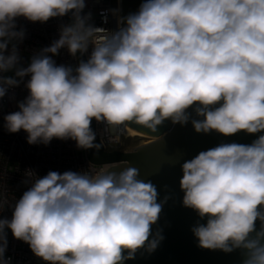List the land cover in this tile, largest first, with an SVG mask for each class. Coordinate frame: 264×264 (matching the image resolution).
<instances>
[{
    "label": "clouds",
    "instance_id": "clouds-1",
    "mask_svg": "<svg viewBox=\"0 0 264 264\" xmlns=\"http://www.w3.org/2000/svg\"><path fill=\"white\" fill-rule=\"evenodd\" d=\"M85 6V0H0V73L19 61L15 44L5 55L10 42L24 37L18 17L43 23L70 11L74 16L28 67L16 68V77L30 75L29 95L4 117L10 133L24 130L29 144L71 139L89 149L93 119L112 130L134 123L156 132L168 119L187 123L194 105L203 117L192 120L197 133L264 132V0H145L112 33L88 24L80 14ZM90 44L91 55L75 74L47 55L67 47L75 56ZM17 84L0 75V98ZM182 172L183 205L207 217L193 228L199 247L243 246L245 264H264V237L249 240L255 222L264 221V135L251 145L202 151ZM138 175L129 166L36 177L11 219H0V264H8L6 228L50 264H123L146 243L155 250L149 237L161 205L155 186Z\"/></svg>",
    "mask_w": 264,
    "mask_h": 264
},
{
    "label": "water",
    "instance_id": "water-1",
    "mask_svg": "<svg viewBox=\"0 0 264 264\" xmlns=\"http://www.w3.org/2000/svg\"><path fill=\"white\" fill-rule=\"evenodd\" d=\"M145 0H118L120 27L125 26L123 18L139 11ZM65 16L67 25L74 23L73 12ZM78 65L86 62L81 52L76 53ZM219 105H217L218 107ZM195 105L187 110L189 120L185 124L173 123L170 119L157 126L156 132L140 125L130 123L127 129L140 133L149 142L133 147L129 151H105L95 138L94 147L85 149L88 160L94 164H109L113 171H122L125 167H135L138 179L152 183L158 193L157 203L161 212L156 223L151 225L149 240H156L155 250L149 251L147 243L138 249L132 259H125L123 264H245L247 249L234 247L225 252L199 247L193 228L207 223V217L183 205L184 192L180 188L183 176L182 165L202 151L210 150L221 144L237 143L251 145L264 132L248 134L239 131L224 136L216 131L197 133L192 120L200 119L195 112ZM94 132V119L91 123ZM260 211L264 213V208ZM257 234L264 237V221L258 219L249 240L257 239ZM264 243V239H261ZM127 256V252L124 253Z\"/></svg>",
    "mask_w": 264,
    "mask_h": 264
},
{
    "label": "built area",
    "instance_id": "built-area-1",
    "mask_svg": "<svg viewBox=\"0 0 264 264\" xmlns=\"http://www.w3.org/2000/svg\"><path fill=\"white\" fill-rule=\"evenodd\" d=\"M85 8L80 13L88 17L87 23L93 27L112 33L120 28V12L118 0H85ZM74 18V16H73ZM16 30H23L24 37L19 41L9 43L11 54L13 44L19 55L18 63L26 68L34 55L40 54L43 49L50 47L60 38L61 29L67 25L65 16L50 18L47 22H31L24 17L15 21ZM102 33V35L104 34ZM93 46L90 44L84 52L87 61ZM56 66H66L73 69L78 67V61L72 56L67 47L59 49L58 54L47 53ZM3 75V73H0ZM16 86H6L5 95L0 98V219H11L16 201L28 190L36 177H44L50 171L63 174L66 171L89 172L97 174L108 168L109 164H94L86 156L85 149L78 148L71 139H52L50 143L29 144L27 133L20 130L10 133L5 127L4 117L19 111L18 105L29 95L26 87L30 75L18 78ZM94 133L105 151H129L128 140L135 137L129 129L112 130L103 122L94 119ZM31 171L35 175L29 176ZM7 247L4 260L8 264H50L37 257L29 245L14 238L10 229H5Z\"/></svg>",
    "mask_w": 264,
    "mask_h": 264
},
{
    "label": "rangeland",
    "instance_id": "rangeland-1",
    "mask_svg": "<svg viewBox=\"0 0 264 264\" xmlns=\"http://www.w3.org/2000/svg\"><path fill=\"white\" fill-rule=\"evenodd\" d=\"M10 49H11V48L8 47L6 51L9 52ZM22 67H23V64H22V63H17L16 68H22ZM16 68H14L13 70H11V71H9V72H5V73H3V76H4V77H13V78H15V79H18L19 77H16V76H15ZM148 141H149L148 138L143 137V136H141V135H136L135 137L130 138V139L128 140V143H129V147L132 149L133 147H135V146H137V145H141V144H143V143H147ZM131 149H130V150H131Z\"/></svg>",
    "mask_w": 264,
    "mask_h": 264
},
{
    "label": "bare ground",
    "instance_id": "bare-ground-1",
    "mask_svg": "<svg viewBox=\"0 0 264 264\" xmlns=\"http://www.w3.org/2000/svg\"><path fill=\"white\" fill-rule=\"evenodd\" d=\"M130 132L133 134V135H139L140 133H138V132H135V131H132V130H130ZM149 141H151V140H149ZM148 141V142H149Z\"/></svg>",
    "mask_w": 264,
    "mask_h": 264
}]
</instances>
